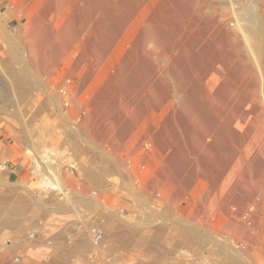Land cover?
<instances>
[{
	"label": "rangeland",
	"instance_id": "obj_1",
	"mask_svg": "<svg viewBox=\"0 0 264 264\" xmlns=\"http://www.w3.org/2000/svg\"><path fill=\"white\" fill-rule=\"evenodd\" d=\"M15 1H17L19 4L18 3L13 4V3H11L12 2L11 0H0V65H1L0 66V85H1L0 86V90H1L0 91V166L7 163L6 170L2 171V173L4 176H6L8 178V180H6V181H3L0 179V259L2 260V262L0 261V263L1 264H15V263H11V262H12V260H14L13 258L16 257L17 255H20V256L26 258L24 251H26V248H27L26 237L28 236V232L31 234V233L36 232V231L50 229L51 226L54 227V226L61 225V223H60L61 222L60 221L61 212H65L69 209L70 212H73L74 215H76V216H74V224H77L78 216H80L82 213H80L78 211L75 212L76 210H72L75 208L72 207V205L67 204V202H66L71 197L72 190H70V191L65 190V192H66L65 193V192H62V190L60 188L55 191V189H52L51 186L54 184L53 182L55 181V182L59 183V185H61L62 187L66 188L68 186V184L66 182L73 180V179H75V177H78L80 175L78 173L77 169H85V167H91V166L101 168L103 166L107 169H116L117 174H118V172L121 174H124L128 178V186L131 188L130 193L133 195V197L135 196L134 198L137 200V202L140 205H142L141 206L142 212L140 214L134 216V217L137 216L139 221H136L135 218H134L135 221L132 220V223H134L135 226L139 225V228L135 229L134 231L132 229H129L131 234L134 233L133 235H137L139 233L141 234V233H146V232L151 234L153 232L154 233L157 232L158 230L155 231L153 224L149 222V219L152 218L153 219L152 221L156 222V224H154L156 226H160V224L165 226L164 225L165 220L167 219L166 215H168L169 217L168 216L167 217L169 220V222H168L169 224H167L162 231V235H165L164 236L165 241L163 242V244L165 245L164 247L168 246L169 249H172V250L176 249L175 251L178 254H181V252H184L183 251L184 244H182L181 240L179 238H177L178 236H177L176 231L178 230V228H177L178 225H179L178 227H181V228L184 227L182 229H185V227L187 225V227L188 226H191L192 228L194 227V229H196V231L200 235L205 236L208 239L207 243H206L207 246H205L203 248L201 255L208 257L209 260L211 257V253H208L206 251H208V248L210 247V249H213V250L219 249L218 253L220 254V257H219V254H217L218 257L217 256L212 257V258L217 259V260L219 258L220 259V260H218L219 264H220V262L222 264L224 263V261L227 262L228 259H230V260L232 259L235 261L237 259L238 262H236V264L237 263L238 264H241V263H248V264L251 263L252 264V261H253V264H264V255L260 259L258 257L256 258V257H253V255H251L254 252L256 253L255 250H258V248H260L261 250L264 249V178H262V176H260L261 174L259 173L258 170H256L257 168H253L254 167L253 166V167H250L249 169H233L234 163L232 162L231 165H229V168L232 167V169H222V170H224V172L220 177V181H218V179H217V182H216V179L214 180V178L212 179V177H213V171H214L213 170V168H214L213 163L215 162V161L213 162V158L215 157L216 153H218L217 150L213 151V153H214L213 158H211V159L208 158L211 162V163L210 162H208V163H210L212 165L207 164L205 162L209 161L208 159L206 161V159H201V158L199 159L197 156L194 155L193 151L190 149V144L189 143L187 144L188 141H186V140H188V139H186V137H185V140L183 142L182 149H181V150H183L184 153L186 152L185 153L186 155L182 152L183 155L186 156V158L185 157L179 158V160H178L181 165L179 164V162L176 163L177 161L174 162V161L169 160V158H167L168 155H171V154H169L171 149H170V147H168V142H167L169 140L168 138L170 135L168 136V134L170 133V131H169V133H167L168 131L164 130L165 131L164 132L165 134H164L162 132V130L166 127L165 125L167 124L166 122H165L166 123L165 124L164 121H167V119L170 117V115L169 114L167 115L166 112L167 113L169 112V111H167L168 110L167 107H168V104L171 103V99H170L169 94L165 91V88L160 87L159 82L161 83V86H162L163 85L162 80H164V79L161 80V78L166 77L167 74L171 73V69L168 67L169 63H170V61L168 59L175 58V57L179 56L178 53L181 52V51L179 52V50L184 48V44L186 45L185 40L187 39V36L185 33H187L186 31H188V29H189L188 26L191 27V24H193L192 22H189L186 20V18L188 16H183V14L186 13L183 10L184 7L180 8L181 6H183L182 4H184L183 0H178L179 4L177 3L178 2L177 0H176V2H174L175 0H165L166 4L169 3L167 5L164 3V0H142V1L141 0H129V3L131 2L130 7H129V5L128 6H126L125 4H123V5L125 7H129L128 9L130 12H132L133 16L129 12H128V14L126 13L128 15L127 19L130 18V21L128 20L127 22H122V23H124V25L120 22L122 24V25H120V27H118L119 23L117 24L118 18L116 19L113 16H112L113 18L110 16H107L108 17L107 18V24L109 25L111 22V24H110L111 26L110 25L108 26L107 32L109 35L107 37H103V36H105L103 34L104 32L98 33L94 29V28L99 29L98 23H97L98 21L96 19L98 16L97 14L94 17L92 16V19H90L87 27H85V28L83 27V29H84L83 32L82 31L80 32V30H82V29H80L81 26H80L79 22L77 21L75 26L73 25V27H74L73 29L75 31L72 30V28H71V32L74 31L78 35L77 38L79 40L77 39V40H75V42L73 44H70V49H68V51L63 54L64 57L61 56L60 60H57V62L55 61L56 64L54 63V66L52 67V69L55 67L54 68L55 70L51 69V71L48 70V72L47 71H41L43 69L39 70L38 64H37V69H36V65H35L36 63H34V62L32 63L30 60L31 57L29 56L30 54H28L30 44H29V46H27L29 42H28V40H26V38H27L26 35L31 30V26L29 27L28 26L29 24L27 25V23H25V21L28 22V20H27L28 17L31 18L30 20H32V18H33V20H35V19L37 20V18L39 17L38 20L39 19L43 20V21H45V23L42 21L44 24H46V22H47V24L49 25V26L43 25V23H42L41 24L42 29H40V30H42V31L46 30L47 34L51 33V36H55L56 32L58 30L62 29L60 27L64 26L63 24H61V26L59 27L60 29H57L58 27L55 26V24H56L55 22L58 21L57 19L59 18V15H58L59 13L57 11H55L56 9L51 10L52 13H51V11L46 12L45 0H31V1L26 0L27 4H25V2H24L25 0H20V2L23 1L21 3L18 0H15ZM15 1H13V2H15ZM34 1L40 2V4H38V6H37L36 5L37 2L34 3ZM104 1L102 2V0H101L102 4H100V8H101V5L103 6ZM180 1H182V2H180ZM194 1L198 7L197 8L198 9L197 12H199L198 15L199 14L200 15L203 14V15L202 16L199 15L200 19H198V18L196 19L195 18L196 14H193V13L191 14V13L187 12L186 15H190L189 18H187V19L190 20L191 17L192 18L190 21H192L193 18L196 19L195 20L196 23H194L195 25L193 24L194 26H192L193 28H195L196 25H198L199 23H200L199 24L200 26H205V25H201V24H203V23H201V21L203 20V22H204L206 20V22H207V19H208V20H210L207 22L208 24H206L205 22L204 23L209 26L208 30H211V31H209L210 34L214 33L213 36L215 38L218 36L219 32L226 29L232 34V38L235 41H241V45H244L241 47L242 51L245 52L248 50V48H246V46L244 44V40L242 39V35H240V31L237 32L238 29L236 28V25H235L236 22H234V20L236 19L235 16H236L237 12H242L245 7L251 6L250 3H252V4L256 3L255 6H253L254 4L252 5L253 8L257 6L254 9H256L258 13L260 11L261 15H264V0H261V1L245 0L246 2L244 0H233L234 5L236 4L235 6H237V8L235 7L236 9L232 8L233 12L230 10V8L226 7V6H228L227 4H229V2L223 3V2H221V0H194ZM33 3L36 5V7L32 6ZM161 3L163 4V6L165 4L167 9L169 8V12L167 11V9H165V7L162 6ZM17 4H18V6H17ZM22 4L26 5L27 7L24 6V8H23ZM41 5L43 6L44 9L43 8L42 9L44 11L40 10ZM168 5L170 7H168ZM16 6H17V8H16ZM80 6H82V4ZM177 6L179 7L180 10L178 9ZM30 7L34 8L33 11H35V9L38 11L40 10L39 12L36 11V13H39L40 15L33 12L32 8L30 9ZM37 7H39V9ZM162 7H163V9H165V11H167V12L164 11V13H167V15H165L166 19H167L166 21L165 20L162 21V18L160 16H158L159 15V9H161ZM228 7H230V4ZM21 8H23V9H21ZM30 10L33 13L32 16H34V13H35V15H36L35 19H34V17L30 16L31 15ZM172 10H174V11H172ZM235 10H237V11L235 12ZM175 11H176V13H175ZM70 12H72V11H70ZM231 12H232V14H230ZM77 13H79V12L76 11L74 14H77ZM98 13L100 14V16L104 15L103 18H105V16H106L105 9L104 10L101 9L100 12H98ZM175 14H176V16H175ZM218 14H219V16H218ZM27 15H28V17H26V19H25V16H27ZM193 15H194V17H193ZM213 15H214V17H213ZM232 15H234V17ZM172 17L173 18L175 17L176 21H178L179 23H175L176 21ZM176 17H178V18H176ZM196 17H198V16L196 15ZM211 17L213 18V20ZM261 17L264 18V16H261ZM19 19H21V21H22L21 23H23V22L25 23L23 27H22V24L20 23ZM127 19H125L124 21H126ZM177 19H179V20H177ZM181 19H182V21H180ZM232 19H233V22H232ZM197 21H198V23H197ZM193 22H194V20H193ZM184 24H185L184 27L181 26ZM212 24L214 26L211 28L210 26ZM232 24H234L235 26ZM31 25H32V23H31ZM25 26L28 29H26ZM54 26H55V28H54ZM94 26H96V27H94ZM148 27L153 28V29H159V31L162 34L161 42H163V45L161 43V46L163 48L160 47V44L158 45V47H160L159 49L156 47L155 48L152 47V43L154 42V40H152V42H150L147 39H145L147 41H145L144 39L142 40L143 37H140L142 35L141 29L144 30L145 28H148ZM87 29H88V31L90 30V33L91 32L92 33L90 34L88 32V34H87L88 37H87V35L85 37H83L85 35V33L87 32ZM124 29H126V30H124ZM160 29H162V30H160ZM26 30H28V31H26ZM206 30H207V28H206ZM232 30H234V31H232ZM44 31H43V33H44ZM93 32H95V33H93ZM138 32H140L139 35H138ZM113 33H115V34L113 35ZM94 34L98 36L99 40L96 38V36ZM25 36H26V38H25ZM72 36H73V34H72ZM84 38H85V40H84ZM94 38L96 39V41L98 40L97 43H95L96 41ZM102 38H103V40H102ZM201 38H202V40H201ZM201 38L200 37H198V38L194 37V41H196L195 42L196 45L194 46L195 48H192V49L190 48L192 51L189 50L185 56L186 59H184L190 63V64L186 63V61H185L184 63L186 66L184 65L185 66L184 68H187L186 72L188 74L190 73L189 74L190 77L192 75L193 78L191 77L192 78L191 80H193V81L190 80L191 81L190 83H192L191 86L193 88L195 87L194 89H191L192 87H190L191 90L188 88L190 90V92H192V93H189V91H188L190 97L193 95V97L190 99V101L192 100L191 106H192V108L194 106V108H193L194 111H197V113L200 112L199 113L200 117L203 116L206 118V119L205 118L204 119L207 120L206 122L208 124H209V122H211L215 125V121H216L215 119L218 118L224 124L227 125V130L225 132L224 138H222V139H223V141L226 140L225 143L228 144L229 147H231L230 148L231 150L232 149H235V150L231 151L229 148L227 149V146H228L227 145L226 148H224V152L222 151L223 154H226L225 155L226 157H227V153L229 154V152H233L232 155H231V153L229 154L230 157H232L234 155V152H236L238 154L237 155L238 157L244 156L245 155V150H244L245 148L244 147H245L246 143H244L242 146H239L238 144H236L237 142L234 139V136H232L234 132L236 133V127L233 124V122L228 120V118L225 117L226 115H223L222 112H220V113H222L221 115H220V113L216 112V114H217L216 117H215L214 111L211 112V114H210V112L207 113V111H209L208 110L209 105H207V103H208L207 99H206L207 96L205 97L206 93L203 91V88L201 89L202 84H201V81L199 79V70L200 69L198 66L201 64V62H203L202 58L206 57L207 52H208V55L211 54L212 52H214L215 55H216V53L213 49H210L209 47H207L209 44H207L208 41L206 40V38H204L202 36H201ZM86 39L88 41H86ZM91 39L92 40L94 39V41H92ZM23 40H26V41L24 42ZM104 40H105V45H104V47H105L104 51L105 52L104 53H106V54L103 57H99L101 59L99 60V62H97V60L99 58H95V55L93 56V54H91V52L93 51L92 42H93V44L95 43V45H98L99 43L104 42ZM197 41H198V43H197ZM87 42H88V44H87ZM52 43H54V42H52ZM170 43L172 44V48H173V45L176 43L174 45L173 50L170 47L171 46ZM177 43L182 46L181 47L179 45V48L181 47L180 49L177 48L178 47ZM50 45H48L46 48H44V50H46V49L48 50L50 48ZM145 45H148V46H145ZM153 46H154V44H153ZM53 47H54V45H53ZM140 47H143L144 49L140 48ZM175 47L177 48V50L175 49ZM200 47H202L203 49ZM91 49H92V51L90 52ZM153 49L155 50L154 54H152L153 53L152 51H154ZM199 50H201V51L203 50V54H201V51H199ZM147 51H149L148 52L149 54H145V53H147ZM164 51H165V53H164ZM196 51H198V52H196ZM77 52L78 53L80 52V53L78 54ZM150 52H152V53H150ZM158 52L159 53L162 52L163 54L162 55L160 54V56H159ZM194 52H196V53L194 54ZM247 52H245L246 55H248ZM75 53L78 54L79 57H77V55ZM197 53H199V54H197ZM258 53H259V55H261L260 57H258V59L260 58L259 64L261 66H263L264 65V63H263L264 62V50L262 52L259 51ZM258 53H257V55H258ZM42 54H41V56H46V57L49 56V53L44 52V54L43 55ZM66 54H67V56H66L67 58L65 57ZM80 54H82L81 57H80ZM156 55H157V57H156ZM168 55H170V56L172 55V56L169 57ZM163 57H164V59H163ZM65 58H66V62L68 64H66ZM247 58H248V56H247ZM249 58H251V57H249ZM249 58H248V60H251L254 63V59H252V58L249 59ZM93 60H95V61H93ZM200 60H201V62H200ZM191 61H193L192 64H191ZM120 62H122V63H120ZM262 63H263V65H262ZM123 64H125L124 68L126 67L125 68L126 70L125 69L123 70V72H125V73H123L122 76L124 75V77H125V76L129 75V77H127L129 79L124 78V77H122V79H126V80H124V82L127 81V83L128 82L130 83V81H132L130 83V84H132L131 86L128 83L129 85H128V88H126L127 90H122V87H119V86H121L122 82H120V78L118 76V74H119L118 71H120L119 66L123 67L122 66ZM187 65H189V66H187ZM94 66H96V67H94ZM151 66L153 67V69ZM196 67H198V68L195 69ZM142 68H143V70H142ZM166 69H167V71H166ZM263 69H264V66H263ZM37 70H39V71H37ZM168 71L170 73H168ZM39 72H41V73H39ZM158 76H160V78H158ZM168 77H170V75H168ZM157 79H159L161 81L158 82ZM171 79H172V76H171ZM128 80H130V81H128ZM58 81H61V82L58 83ZM109 81H111L112 84L109 83ZM117 81H119L120 83H118ZM103 82L106 84H104ZM156 82H158V83H156ZM193 82L195 85H197V88H199L198 92H196L197 88H196V86H194ZM195 82H197V84ZM107 85H109V87ZM198 85H200V86H198ZM135 87H136V89H135ZM61 89H64L65 92L69 94V95L67 94L68 96L66 97V99H63L62 96L58 94V92ZM142 89H143V91H142ZM162 89H164V90L162 91ZM102 90H103V92H102ZM150 91H151V93H150ZM160 91H161V93H160ZM157 92H159V93L157 94ZM163 92H165V93L163 94ZM199 93H200V95H199ZM120 94H121V97H120ZM160 96H161V98H160ZM163 96H165L166 98ZM203 96L205 97L204 101H202V99L204 98ZM104 97H106V98L103 100ZM101 98H102V101H101ZM155 98H157V100ZM159 98H160V100H159ZM169 99H170V101H168ZM178 99H177V96L173 97V100L179 101ZM66 100L68 101L69 104L64 105V101H66ZM90 100H91V102H90ZM70 101H72V102H70ZM9 102H10V104H9ZM193 102H195V103H193ZM200 103H202V104H200ZM13 104H15V105H13ZM100 105H101V107H100ZM252 105H253L252 107H250V106L248 107L245 105L246 107L239 108V111H238V109H236L235 114L237 115V117L239 119V118H241V116H243L244 114H246L248 112L249 116L247 115L248 116L247 120L250 121L249 123L253 124L254 127H259V126L261 127L262 124H259V123L264 124V115H262V117H261L262 112H260L261 110L259 109L257 104H252ZM159 106H160V108H159ZM164 106H167V107L164 108ZM99 107L101 108V110ZM102 107H103V109H102ZM124 107H125V110H124ZM241 109H242V111H240ZM243 109H244V111H243ZM82 111H84V113H82ZM95 111H98V112H95ZM94 112H95V114H94ZM243 112H244V114H243ZM115 113H117V114H115ZM169 113H171V112H169ZM212 113L214 115H212ZM75 114H76V116H75ZM114 114H115V116H114ZM228 114H230V112H228ZM222 115L224 116V119L226 118V120H224L222 118ZM253 115H255V117H257V118L259 117L260 119L259 118L255 119V117ZM258 115H260V116H258ZM101 116H103V117H101ZM166 116H167V118H166ZM160 117H161V119H160ZM156 118H159L160 120L159 119L157 120ZM213 118H215V119H213ZM249 118H250V120H249ZM218 119H217V121H219ZM242 119H243V117H242ZM262 119H263V121H262ZM178 120H179V118L177 117L176 121H177L178 127L182 130V128H181L182 126L179 124L180 120L179 121ZM208 120H210V121H208ZM239 120H241V119H239ZM93 121H95V123ZM157 121H158V123H157ZM226 121H230V122H228V124H227ZM56 122L60 124V126L63 130L62 133H60L61 132L60 130L54 129V125H56ZM228 125H232V126H228ZM127 126H129V127H127ZM141 126H142V129L140 128ZM243 126H244V124H243ZM96 128H97L98 132H97ZM261 128H263V126ZM101 129H102V131H101ZM99 130L102 132V134ZM109 131L112 133L110 134ZM155 132L156 133L162 132V134H164L165 136L161 134L162 136L160 139V137L158 138V136H155L156 135ZM109 135H111V137ZM148 136L151 139H149ZM207 139L211 140L212 138L207 137L206 140ZM108 140H109V142H108ZM140 140H141V142H140ZM263 140H264V138H263ZM110 141H111V143H110ZM160 141L162 143H164L165 146ZM31 142H34L36 148H39V149L42 148V154L46 153L50 156L51 159L53 158L52 159L53 161L50 160V162H47V161L44 162L43 159H41L43 162L44 169H48L49 177L46 178L45 180L40 179V177H38V178L36 177L37 175H46V173H43V172L41 173V171H40V169H42L41 165L38 166V170L36 172H34V173L32 172L34 165L38 163V159L32 155L30 149L28 148V146L30 145ZM138 143H139V145H138ZM159 144H160V146H159ZM160 148H162V149H160ZM225 149L229 150V151L227 152ZM133 150H135V151H133ZM225 151H226V153H225ZM160 153L162 154L161 156H160ZM253 154H256V153L252 152L251 155H253ZM128 155H129V157H127ZM180 155H181V152H180ZM230 157L228 156L229 159H230ZM197 158L199 161L197 160ZM183 159L186 160L187 162L184 161ZM143 160H144V163H143ZM192 160H193V162H192ZM195 160L197 161V164L194 163ZM202 160L203 161L205 160V161L201 162ZM233 161L235 162V160H233ZM198 162H200V164ZM203 163H204V165H207L206 167L208 169L205 168L206 170H204L205 166H203V165H202L203 169L202 170L200 169V166ZM176 164L181 168L180 170L183 173L181 171L179 172V170L176 171L177 169H179V167ZM16 165L18 166L17 171L14 170ZM187 165H189V166H187ZM197 165H198V168H197ZM181 166H184V169ZM138 167H140V168H138ZM163 167H165L166 172H168V169H169V172H173L171 174L168 172L170 174L169 175L170 177L169 176H167L168 178L165 177L167 175V173L163 170L164 169ZM158 168L159 169L161 168V169L159 170ZM251 168H253L254 171ZM66 169H67V171H66ZM72 169H75L74 170L75 171L74 172L75 177L71 173ZM173 169L175 170L176 174L174 173ZM191 169H193V170L191 171ZM161 170H163V171H161ZM209 170H212V172L210 171L212 173V177L210 176L211 173L208 172ZM217 170L215 169V171H217ZM219 170H220V172H222L221 169H219ZM159 171H161L163 174ZM237 171H238V173H236ZM157 172H158V175H157ZM164 172L166 174H164ZM185 172H187V173H185ZM206 172H208V174ZM234 172L236 173L235 175H234ZM116 173L112 172L110 175H106L107 176L106 178H108L110 181H113L114 179L117 180V177L115 175ZM52 174L55 177L51 179ZM61 175L65 176L64 179L61 178ZM179 175L181 176L180 178H179ZM232 175H234V176H232ZM155 176H156V178H155ZM171 176H172V178H174V180L175 179L176 180L174 181L171 178ZM185 176H186V179L184 178ZM189 176H190V178H189ZM202 176H204V177H202ZM230 176H231V178H230ZM236 176H237V178H236ZM32 177L33 178L36 177V179H35V182L31 183L30 181H31ZM255 177H257V178H255ZM56 178L58 179L57 181H56ZM228 178H230V180H232L231 182L229 181L230 183L228 185L231 186V188L235 187V189H233V190L238 191V189H239L245 193V196L248 195L249 197L248 196L244 197V199H243V201L245 202L244 204L241 201H239V200H241L240 197L234 201L231 200L232 202H230V205H227V209H228V212H227V210L223 209L224 204L219 203L218 197L220 196V193H222L221 191H222V188L224 186L223 184H225V182H227L225 179L228 180ZM180 179H182V180H180ZM156 180L159 183H161L160 186L158 183H156ZM161 180L164 182H162ZM261 180H262V182H261ZM25 181L29 182L31 184H26ZM165 181L167 183H170L169 186L167 185V183ZM168 181H170V182H168ZM182 181H183V183H181ZM163 184L164 185L166 184L167 186L166 185L163 186ZM162 186L165 188H162ZM231 188H230V190H231ZM254 189L256 190V192H254L255 191ZM51 190H53V191L51 192ZM176 190L177 191L179 190V191L177 192ZM227 191L224 192L225 196L228 194ZM91 192H92V194H94L93 192H96V191L91 190V191H89V194H91ZM167 193H170V196ZM174 195L176 198L174 197ZM21 198H22V200H21ZM213 198H215V199H213ZM216 198H217V200H216ZM249 198H252V199H249ZM36 200H37V202H35ZM96 200L98 201V203L102 202L100 200L99 196H96ZM29 202H31V203H29ZM222 202H223V200H222ZM21 203L24 204V206H26V207H24V206L21 207V205H22ZM246 203H248V204H246ZM5 204H7V205H5ZM16 204H18L19 208L17 207ZM241 205H243V206H241ZM196 207H198V208H196ZM242 207H243V209L245 208L244 210L246 212H248L247 209H249L251 207L254 209L253 216H252V213H250L251 215H249V217L251 219L248 216H245V214H247V213L244 212ZM23 208H24V210H23ZM239 211H240V213H239ZM237 213H239V214H237ZM145 215H147V216H145ZM148 215H150V217ZM44 217H46V218H44ZM186 217H188V219ZM189 217H191V218H189ZM246 218H247V220H246ZM248 218H249V220H248ZM254 218H255V220H254ZM129 222H131V220H129L127 223L129 226H131V224H129ZM147 224H149V227L144 228L145 226H148ZM225 224L227 225L226 227H225ZM173 226H175V227H173ZM218 227H220V229ZM227 227H229L228 228L229 231H227ZM222 228H224V229H222ZM236 228H237V230H236ZM238 228H240V230ZM54 230H50L51 232L47 231L46 234L51 235ZM165 230H166V232H165ZM170 230H171V232H169ZM233 230H234V232L232 233L231 231H233ZM236 231L239 232V234H237ZM178 232H179V230H178ZM224 232H227V233H224ZM7 234L10 235V236H8L10 238H7V236H6ZM233 234H235V235H233ZM39 235L40 234H38L37 237H39ZM217 235H218V237H221L226 244H224L222 241L219 240L218 245L213 246V242H211L210 239L212 237H214L217 241V238H216ZM245 235H246V237H245ZM43 236H44V234H43ZM248 236L250 238H248ZM57 238L58 239L55 241V243L60 242V244H63V247H62L63 258L68 263V261H67V253H68L67 247H69V246H67V244H68V241L70 240V238H67L66 234H64L62 236L59 235V236H57ZM168 239L169 240L171 239V240L169 241ZM7 240H11V242L13 244L7 243ZM175 240L179 241V242L176 243ZM211 240H213V238ZM234 240H238V242L240 243L238 245V247L236 248V250L238 252L236 250H232L229 247L230 245H232V241H234ZM253 243H254V245H253ZM181 245H182V247H181ZM129 246L130 245H128V247ZM240 246H241V248L243 247V249H241ZM252 246H253V249H255L253 251H252ZM255 247H257V249ZM130 248L131 249H129V250L131 251L133 248L132 247H130ZM244 248H246V251ZM28 250L30 252H33V251H36V248L34 250L30 245H28ZM45 250L49 252L51 250V248H46ZM227 250H228V253H227ZM241 250H243V251H241ZM21 251H23V253ZM46 251H44V252L46 253ZM234 252L235 253L237 252V253L235 254ZM231 253H233L234 255H232ZM136 254L137 253H135V255ZM54 255L55 254L50 253L46 256L41 257V260L45 264H55L53 262ZM230 255H232L231 258L229 257ZM249 255H250V258H249ZM221 256H222V258H221ZM251 256H252V258H251ZM243 257H245V258H243ZM141 258L144 259V255H142ZM254 258H255V260H254ZM203 259H205V258L203 257L202 260ZM223 259H224V261H223ZM249 259L250 260L252 259V261H250ZM9 260H11V262ZM56 261H58L57 258H56ZM239 262H241V263H239ZM18 264H22V263H18ZM33 264H35V263H33ZM64 264H66L65 261H64ZM73 264H84V263H82V260H81V262L78 261V263H73ZM131 264H133V263H131Z\"/></svg>",
	"mask_w": 264,
	"mask_h": 264
},
{
	"label": "bare ground",
	"instance_id": "obj_2",
	"mask_svg": "<svg viewBox=\"0 0 264 264\" xmlns=\"http://www.w3.org/2000/svg\"><path fill=\"white\" fill-rule=\"evenodd\" d=\"M12 2L11 3H18L17 1H15V0H11ZM13 1H15V2H13ZM19 2H20V0H18ZM31 1V0H30ZM104 0H102V2H103ZM142 1V0H141ZM178 1V0H177ZM245 1V0H244ZM258 1H261V0H258ZM21 2H23V1H21ZM20 2V3H21ZM25 2V4H27L26 3V0L24 1ZM35 2H37V1H34V3ZM168 2V1H167ZM174 2H176V0L174 1ZM180 2H182V1H180ZM201 2V1H200ZM221 2H229V4H230V7H228L229 6V4H227L228 6H226L225 4V6L227 7V8H230V10L232 11V8H237V6H235L234 5V2H233V0H221ZM246 2V1H245ZM32 4V6L33 7H36V5L38 6V4H40V2H37V4L35 5V4ZM82 4V6H80L81 4ZM131 3V2H130ZM129 3V0L127 1V0H105L104 1V4H103V6L101 5V8H100V4H102L101 3V0H45V10H46V12H50L51 10H55V11H57L59 14V18L57 19L58 21H56L55 23V26L56 27H58L57 29H60V28H62V29H60V30H58L57 32H56V35L55 36H51V33L50 34H47V31L45 32L44 30V33H43V31L42 30H40V29H42L41 28V24L44 22L45 23V21H43V20H38V18H37V20L35 19V13H36V11L37 12H39L40 10H43L44 8H43V6L41 5L40 7V10L38 11V10H36L35 9V11H33V7H30V9L32 8V11L33 12H35L34 13V16H32V11H31V15L30 16H32V17H34V19L36 20H33V18H32V20H30L31 18H29L28 17V15L27 16H25V19H26V17H28V22H26L25 21V23H27V25L30 27L31 26V30L27 33V38H26V36H25V38H26V40H28V45L27 46H29V44H30V46H29V53L28 54H30L29 56L31 57V62L33 63H36L35 65H36V69H37V64H38V69L39 70H41V69H43V70H41V71H47L48 72V70H50L51 71V69H52V67L54 66V63H55V61L57 62V60H60V58H61V56H63L64 57V53H66L67 51H68V49H70V44H73L74 42H75V40H77L78 38H77V34L74 32L75 30L73 29L74 27H73V25L75 26V24H76V22L78 21L79 22V24H80V26H81V28L80 29H82V30H80V32L82 31L83 32V27L85 28V27H87L88 26V24H89V21H90V19H92V16L94 17L96 14L98 15L97 16V23H98V28L99 29H96V28H94L98 33L99 32H104L103 34L105 35V36H103V37H107L109 34H108V26L111 24V22H110V24L108 25L107 24V16H110V17H115L116 19L118 18V20H117V24L119 23V26L118 27H120V25H124V23H122V22H127L128 20L130 21V18H128L127 19V17H128V12L129 13H131V15H132V12H130L129 11V7H130V4ZM145 3V2H144ZM143 3V4H144ZM164 3H165V0H164ZM178 4H179V1L177 2ZM183 3L185 4H182L183 6H181L180 8H182V7H184L183 8V10H184V12H186V13H184L183 14V16H188L187 18H189V16L190 15H186L187 14V12H189V13H193V14H196L198 17H196V15H195V18L197 19H200V17H199V15H198V13L199 12H197L198 11V7H197V5H196V3H195V1L194 0H183ZM215 3V2H214ZM19 4V3H18ZM18 4H17V6H18ZM123 4H125L126 6H128L129 5V7H125ZM162 4V3H161ZM166 4V3H165ZM164 4V6H163V4H162V6L163 7H165V9H167V7H166V5L167 4H169V3H167L166 5ZM180 4V5H181ZM203 4V3H202ZM206 4V3H205ZM218 4V3H217ZM251 4V6H248V7H245L244 9H243V11L242 12H237L236 13V16H235V20H234V22H236V28L238 29V31L237 32H239L240 31V35H242V39L244 40V44H245V46H246V48H248V52L247 51H245V52H247V54L248 55H246L245 54V52L244 51H242V46H244V45H241V41H235L233 38H232V34L228 31V30H226V29H224V30H222L221 32H219L218 33V36L215 38L214 36H213V34H210V32L209 31H211V30H208V25H206V24H208L207 22L208 21H210V20H208L207 18V22H206V20L203 22V20L201 21V23H203V24H201V25H205V26H200L199 24L198 25H196V27L195 28H193L192 26H194L195 24L194 23H196V19H192V21H190L191 20V18H190V20L189 19H187L186 18V20L187 21H189V22H192L193 24H191V27L190 26H188L189 27V29H188V31H186L187 33H185L186 34V36H187V41L185 40V42H186V45L184 44V48H182V49H180L182 46L180 45V44H178L176 47L177 48H179V45L181 46L179 49V52L180 53H178L179 54V56L178 57H175V58H170V59H168L169 61H170V63H169V68L171 69V73L168 71V73H170V74H165L166 75V77H163V78H161V80L162 79H164V80H162L163 81V85L161 86V83L159 82V81H161V80H159V79H157L158 80V82H159V85H160V87L161 88H165V91L169 94V96H170V99H171V103H169L168 104V107L167 106H164V108L165 107H167V111H169V112H171V113H167L166 112V114L168 115H170V117L167 119V121H164V123L166 124L165 126L168 128H166L165 126V128L162 130V132L164 133L165 131L164 130H167L168 132L167 133H169V131H170V133L168 134V136H169V140L167 141L168 142V147H170V149H171V153L169 152V154H171V155H168V157L167 158H169V160H171V161H174V162H176V163H178L179 161V158H186V156H184L183 155V150H181L182 149V146H183V142H184V140H185V137H186V139H188V140H186V141H188L187 142V144L189 143L190 144V149L193 151V153H194V155L195 156H197L199 159L201 158V159H206V161H207V159L208 158H213V155H214V153H213V151H215V150H217V152L218 153H216V155H215V157L213 158V166H214V168H213V177H212V170H209L208 172H210L211 173V177H212V179L214 178V180L216 179V182H217V179H218V181H220V177H221V175L223 174V172H224V170H222V169H232V167L231 168H229V165H231V163L233 162L234 164H233V169H249L250 167H253V168H257L256 170H258L259 171V173L261 174L260 176H262V178H264L263 176H264V140H263V138H264V124L263 123H259V124H262L261 125V127L263 126V128H261L260 126L259 127H254V125L253 124H251V123H249L250 121H248L247 120V117L249 116L248 115V112L246 113V114H244V112H243V116H241V118H239V119H241V120H239L238 119V117H237V115L235 114V110L236 109H238V111H239V108H243V107H246V106H250V107H252L253 105L252 104H257L258 105V107H259V109L261 110L260 112H262L261 113V117H262V115H264V69H263V63H262V65L263 66H261L259 63H260V58L258 59V57H260L261 55H259V51H263L264 50V18L263 17H261V16H264V15H261V13H260V11H259V13L257 12V10L256 9H254V8H256V7H254L253 8V6H255V4L253 5L252 3H250ZM23 5V8H24V6H26V5H24V4H22ZM175 5V4H174ZM177 5V4H176ZM247 5V4H246ZM253 5V6H252ZM263 5V4H262ZM17 6H16V8H17ZM139 6V5H138ZM27 7V6H26ZM25 7V8H26ZM125 7V8H124ZM140 7V6H139ZM163 7L161 8V9H159V15L158 16H160L161 18H162V21L163 20H167L166 19V16L165 15H167V13H164V11H165V9H163ZM168 7H170L169 5H168ZM178 7V6H177ZM225 7V8H226ZM262 7V6H261ZM23 8H21V9H23ZM38 9H39V7H37ZM43 8V9H42ZM186 8V9H185ZM205 8V7H204ZM235 8V9H236ZM101 9H105V14H106V16H105V18H103V16L104 15H102V16H100V14L98 13V12H100V10ZM178 9H179V7H178ZM180 10V9H179ZM44 11V10H43ZM70 11H72V12H70ZM76 11H78L79 13H77V14H74ZM167 11L169 12V8L167 9ZM167 11H165V12H167ZM172 11H174V10H172ZM237 10H235V12H236ZM42 12V11H41ZM40 12V13H41ZM74 12V13H73ZM182 12V11H181ZM233 12V11H232ZM232 12L230 13V14H232ZM51 13H52V11H51ZM50 13V14H51ZM127 13V14H126ZM173 13V12H172ZM175 13H176V11H175ZM228 13V12H227ZM36 14H38V15H40L39 13H36ZM134 14V13H133ZM158 14V13H157ZM171 14V13H170ZM225 14V13H224ZM229 14V13H228ZM127 15V16H126ZM130 15V16H131ZM172 15V14H171ZM203 15V14H202ZM202 15H200V16H202ZM261 15V16H260ZM133 16V15H132ZM157 16V17H158ZM175 16H176V14H175ZM218 16H219V14H218ZM233 17H234V15H232ZM112 17V18H113ZM170 17V16H169ZM193 17H194V15H193ZM204 17V16H203ZM213 17H214V15H213ZM216 17V16H215ZM160 18V19H161ZM168 18V17H167ZM173 18V17H172ZM176 18H178V17H176ZM212 18V17H211ZM232 18V17H231ZM24 19V20H25ZM125 19H127L126 21H124ZM132 19V18H131ZM175 21H176V19H175V17L173 18ZM172 19V20H173ZM20 20V23L22 22L21 21V19H19ZM23 20V21H24ZM30 20V21H29ZM45 20V19H44ZM153 20V19H152ZM170 20V19H169ZM173 20V21H174ZM177 20H179V19H177ZM193 20H194V22H193ZM212 20H213V18H212ZM231 20V19H230ZM43 21V22H42ZM96 21V20H95ZM111 21V20H110ZM119 21V22H118ZM180 21H182V19L180 20ZM199 21V20H198ZM198 21H197V23H198ZM216 21V20H215ZM219 21V20H218ZM122 24H121V23ZM232 22H233V19H232ZM24 22L23 23H21L22 24V27L24 26V24H25ZM31 23H32V25H31ZM43 23V25H48L47 24V22H46V24H44ZM92 23V22H91ZM109 23V22H108ZM129 23V22H128ZM174 23V22H173ZM175 23H179L178 21H176ZM212 23V22H211ZM230 23V22H229ZM61 24H63L62 26L63 27H60L61 26ZM168 24V23H167ZM186 24V23H185ZM185 24L184 25H181V26H185ZM234 24H232V25H234ZM92 25V24H91ZM90 25V26H91ZM187 25V24H186ZM210 25V24H209ZM220 25V24H219ZM231 25V24H230ZM234 25V26H235ZM27 26V27H28ZM49 26V25H48ZM55 26H54V28H55ZM97 26V25H96ZM96 26H94V27H96ZM111 26V25H110ZM136 26V25H135ZM150 26V25H149ZM180 26V27H181ZM214 25L212 24L210 27L212 28ZM44 27V26H43ZM60 27V28H59ZM219 27V26H218ZM221 27V26H220ZM25 28H26V26H25ZM46 28V27H45ZM71 28H72V30H74L73 32L75 33H73V32H71ZM90 28V27H89ZM88 28V29H89ZM138 28V27H137ZM156 28V27H155ZM158 28V27H157ZM182 28V27H181ZM206 28H207V30H206ZM225 28V27H224ZM235 28V29H236ZM26 29H28V28H26ZM48 29V28H47ZM56 29V30H57ZM88 29H87V32L85 33V35L83 36V37H85L87 34H88V32L90 33V30L88 31ZM91 29V28H90ZM183 29V28H182ZM94 30V31H95ZM124 30H126V29H124ZM142 30V35L140 36V37H143L142 38V40L144 39H147V40H149L150 42H152V40H154V42L152 43V47H156V48H160V47H162L161 46V43H162V45H163V42H161V38H162V34H161V32L159 31V29H153V28H150V27H148V28H145L144 30L143 29H141ZM160 30H162V29H160ZM180 30V29H179ZM26 31H28V30H26ZM25 31V32H26ZM95 31V32H96ZM217 31V30H216ZM232 31H234V30H232ZM24 32V33H25ZM50 32V31H49ZM48 32V33H49ZM95 32H93V33H95ZM96 32V33H97ZM111 32V31H110ZM124 32V31H123ZM92 33V32H91ZM90 33V34H91ZM97 33V34H98ZM139 33L140 32H138V35H139ZM165 33V32H164ZM183 33V32H182ZM72 34H73V36H72ZM107 34V35H106ZM115 33H113V35H114ZM24 35V34H23ZM95 35V34H94ZM99 35V34H98ZM236 35V34H235ZM238 35V34H237ZM96 36V38L98 39V36L97 35H95ZM184 36V35H183ZM201 36L202 37H204V38H206V40L208 41L207 42V44H209L207 47H209L210 49H213L214 51H215V53H216V55L214 54V52H212L211 54H209L208 55V52H207V54H206V57H204V58H202V61L203 62H201V60H200V62H201V64L198 66L199 67V79H200V81H201V84H202V87H201V89L203 88V91L206 93V95H205V97L207 96V105H209V111H207V113L208 112H210V114H211V112H215V117H216V112L217 113H220V112H222L223 113V115H226L225 117H227L228 118V120H230V121H232L233 122V124L235 125V127H236V133L234 134L233 132V135L232 136H234V139L236 140V144H238L239 146H242L244 143H246V145H245V155L244 156H237L238 154L236 153V152H234V155L232 156V157H230V153H231V155L233 154V152H229V154L227 153V157L225 156L226 154H223V152H224V148H226V146L228 145V144H226L225 143V141H223V139L222 138H224V135H225V132H226V130H227V125L226 124H224L220 119H218V118H213V119H215L216 121H215V125L213 124V123H211V122H209V124L206 122L207 120H205L206 118L205 117H203L202 115V117H200L199 116V113H197V111H194V106H193V108H192V104H191V101H190V99L193 97V95L190 97V95H189V93H192V92H190V90L191 89H194L192 86H191V84L192 83H190L191 81H193V80H191L193 77H192V75H191V77H190V73L188 74L187 72H186V69L187 68H184L186 65H185V61L186 60H184V59H186L185 58V56H186V54H187V52L189 51V50H191L192 48H195L194 46L196 45V41H194V37H200L201 38ZM234 36V35H233ZM87 37H88V35H87ZM86 37V38H87ZM93 37V36H92ZM115 37V36H114ZM139 37V38H140ZM185 37V36H184ZM56 38V39H55ZM100 38V37H99ZM137 38V37H136ZM95 39V38H94ZM94 39L92 40V41H94ZM105 39V38H104ZM113 39V38H112ZM111 39V40H112ZM26 40H23L24 42L26 41ZM79 40V39H78ZM84 40H85V38H84ZM99 40V39H98ZM97 40V41H98ZM102 40H103V38H102ZM106 40V39H105ZM105 40H104V42H101V43H99L98 45H95V43H97V41H96V39H95V43L93 44V42H92V45H93V51H92V49L90 50V52H91V54H93V56L95 55V58H99V57H103L106 53H104L105 51V47H104V45H105ZM147 40H145V41H147ZM198 40V39H197ZM201 40H202V38H201ZM86 41H88L87 39H86ZM113 41V40H112ZM117 41V40H116ZM167 41V40H166ZM23 42V43H24ZM52 42H54V43H52ZM72 42V43H71ZM77 42V41H76ZM52 43V44H51ZM142 43V42H141ZM197 43H198V41H197ZM27 44V43H26ZM51 44V45H50ZM87 44H88V42H87ZM146 44V43H145ZM153 44H154V46H153ZM160 44V47H158V45ZM171 44V43H170ZM176 44V43H175ZM174 44V45H175ZM48 45H50V48L47 50H44V48H46ZM53 45H54V47H53ZM109 45V44H108ZM115 45V44H114ZM144 45V44H143ZM149 45V44H148ZM148 45H145V46H148ZM169 45V44H168ZM174 45H173V48H174ZM52 46V47H51ZM73 46V45H72ZM107 46V45H106ZM136 46V45H135ZM69 47V48H68ZM108 47V46H107ZM171 48H172V44H171V46H170ZM175 47V49L177 50V48ZM197 47V46H196ZM140 48H143V47H140ZM146 48V47H145ZM163 48V47H162ZM170 48V49H171ZM173 48H172V50H173ZM191 48V49H190ZM200 48H202V47H200ZM72 49V48H71ZM130 49V48H129ZM144 49V48H143ZM142 49V50H143ZM203 49V48H202ZM209 49V50H210ZM79 50V49H78ZM112 50V49H111ZM148 50V49H147ZM154 50V49H153ZM196 50V49H195ZM194 50V51H195ZM157 51V50H156ZM163 51V50H162ZM192 51V50H191ZM190 51V52H191ZM199 51H201V50H199ZM44 52L45 53H49V56L48 57H46V56H41V54L43 53L44 54ZM149 51H147V53H145V54H149L148 53ZM153 52V53H152ZM152 52H150V53H152V54H154V52H155V50L154 51H152ZM196 52H198V51H196ZM196 52H194V54L196 53ZM78 53V52H77ZM80 53V52H79ZM78 53V54H79ZM131 53V52H130ZM136 53V52H135ZM159 53V52H158ZM157 53V54H158ZM164 53H165V51H164ZM193 53V52H192ZM257 53H258V55H257ZM42 54V55H43ZM76 54V53H75ZM78 54H76L77 55V57H79L78 56ZM134 54V53H133ZM160 54L162 55L163 53L161 52V53H159V56H160ZM197 54H199V53H197ZM201 54H203V50L201 51ZM200 54V55H201ZM132 55V54H131ZM190 55V54H189ZM67 56V54L65 55V57ZM82 56V54H80V57ZM169 57H171L170 55H168ZM204 56V55H203ZM202 56V57H203ZM211 56V57H210ZM222 56V57H221ZM247 56H248V58L249 57H251L252 59H254V63L251 61V60H248V58H247ZM74 57V56H73ZM133 57V56H132ZM131 57V58H132ZM156 57H157V55H156ZM162 57V56H161ZM200 57V56H199ZM67 58V57H66ZM66 58H65V62H66ZM92 58V57H91ZM190 58V57H189ZM251 58H249V59H251ZM262 58V57H261ZM25 59V58H24ZM74 59V58H73ZM80 59V58H79ZM101 58H99L98 60H97V62H99V60H100ZM149 59V58H148ZM163 59H164V57H163ZM204 59V60H203ZM28 60V59H27ZM63 60V59H62ZM61 60V61H62ZM125 60V59H124ZM147 60V59H146ZM192 60V59H191ZM93 61H95V60H93ZM126 61V60H125ZM24 62V61H23ZM83 62V61H82ZM192 62L193 61H191V64H192ZM59 63V62H58ZM120 63H122V62H120ZM154 63V62H153ZM186 63H189V62H187L186 61ZM196 63V62H195ZM56 64V63H55ZM66 64H68L67 62H66ZM98 64V63H97ZM118 64V63H117ZM190 64V63H189ZM58 65V64H57ZM94 65V64H93ZM92 65V66H93ZM120 65V64H119ZM124 65L125 64H123L122 66L123 67H121V66H119V70L120 71H118L119 72V74H118V76H119V78H120V82H122V84H121V86H119V87H122V90H127L126 88H128V85L132 82V81H130V80H128V81H130V83L128 84L127 83V81H125L124 82V80H126V79H122V77H124V75L122 76V74L123 73H125V72H123V70L126 68H124ZM150 65V64H149ZM154 65V64H153ZM185 65V66H184ZM1 66V65H0ZM98 66V65H97ZM100 66V65H99ZM157 66V65H156ZM165 66V65H164ZM187 66H189V65H187ZM197 66V65H196ZM35 67V66H34ZM86 67V66H85ZM84 67V68H85ZM94 67H96V66H94ZM152 67V66H151ZM150 67V68H151ZM195 67V66H194ZM198 67H196L195 69H197ZM55 68V67H54ZM52 69V70H55V69ZM144 68V67H143ZM143 68H142V70H143ZM157 68V67H156ZM166 68V67H165ZM57 69V68H56ZM91 69V68H90ZM152 69H153V67H152ZM155 69V68H154ZM39 70H37V71H39ZM60 70V69H59ZM126 70V69H125ZM128 70V69H127ZM148 70V69H147ZM146 70V71H147ZM95 71V70H94ZM152 71V70H151ZM166 71H167V69H166ZM54 72V71H53ZM97 72V71H96ZM39 73H41V72H39ZM7 74V73H6ZM45 74V73H44ZM131 74V73H130ZM90 75V74H89ZM168 75H170V77H168ZM147 76V75H146ZM171 76H172V79H171ZM49 77V76H48ZM127 77H129V75L128 76H125L124 78H127ZM11 78V77H10ZM87 78V77H86ZM150 78V77H149ZM152 78V77H151ZM158 78H160V76H158ZM65 79V78H64ZM127 79H129V78H127ZM198 79V80H199ZM9 80V79H8ZM152 80V79H151ZM191 80V81H190ZM4 81V80H3ZM145 81V80H144ZM156 81V80H155ZM61 81H58V83H60ZM118 83H120L119 81H117ZM136 82V81H135ZM158 82H156V83H158ZM17 83V82H16ZM87 83V82H86ZM104 83V82H103ZM109 83H111V81H109ZM155 83V82H154ZM196 84H197V82H195ZM85 84V83H84ZM104 84H106V83H104ZM112 84V83H111ZM138 84V83H137ZM193 84H194V82H193ZM132 84H130V86H131ZM155 85V84H154ZM153 85V86H154ZM158 85V84H157ZM190 85V86H189ZM1 86V85H0ZM14 86V85H13ZM84 86V85H83ZM101 86V85H100ZM108 87H109V85H107ZM111 86V85H110ZM194 86H196V88H197V85H195L194 84ZM198 86H200V85H198ZM3 87V86H2ZM116 87V86H115ZM159 87V88H160ZM190 87H192L191 89H190ZM57 88V87H56ZM103 88V87H102ZM124 88V89H123ZM131 88V87H130ZM134 88V87H133ZM157 88V87H156ZM190 90H189V89ZM2 89V88H1ZM39 89V88H38ZM135 89H136V87H135ZM139 89V88H138ZM154 89V88H153ZM198 89L199 88H197V90H196V92H198ZM104 90V89H103ZM103 90H102V92H103ZM130 90V89H129ZM128 90V91H129ZM156 90V89H155ZM161 90V89H160ZM164 89H162V91H163ZM1 91V90H0ZM76 91V90H75ZM105 91V90H104ZM107 91V90H106ZM142 91H143V89H142ZM158 91V90H157ZM188 91H189V93H188ZM194 91V90H193ZM126 92V91H125ZM153 92V91H152ZM200 92V91H199ZM101 93V92H100ZM124 93V92H123ZM131 93V92H130ZM150 93H151V91H150ZM159 92H157V94H158ZM160 93H161V91H160ZM165 92H163V94H164ZM166 93V94H167ZM58 94L59 95H61L62 96V98L63 99H66V97L69 95L68 93H66L65 92V90L64 89H61L59 92H58ZM68 94V95H67ZM99 94V93H98ZM156 94V93H155ZM154 94V95H155ZM188 94V95H187ZM196 94V93H195ZM202 94V93H201ZM16 95V94H15ZM104 95V94H103ZM110 95V94H109ZM160 95V94H159ZM197 95V94H196ZM199 95H200V93H199ZM204 95V94H203ZM5 96V95H4ZM100 96V95H99ZM131 96V95H130ZM146 96V95H145ZM144 96V97H145ZM175 96H177V99L179 100V101H176V100H173V97H175ZM120 97H121V94H120ZM156 97V96H155ZM163 97H165V96H163ZM196 97V96H195ZM200 97V96H199ZM202 97V96H201ZM204 97V96H203ZM205 97L202 99V101H204V99H205ZM94 98V97H93ZM97 98V97H96ZM106 97H104L103 98V100L105 99ZM123 98V97H122ZM128 98V97H127ZM132 98V97H131ZM151 98V97H150ZM153 98V97H152ZM160 98H161V96H160ZM160 98H159V100H160ZM166 98V97H165ZM169 98V97H168ZM167 98V99H168ZM198 98V97H197ZM9 99V98H8ZM13 99V98H12ZM100 99V98H99ZM136 99V98H135ZM143 99V98H142ZM154 99V98H153ZM152 99V100H153ZM156 100H157V98H155ZM170 99L168 100V101H170ZM27 100V99H26ZM40 100V99H39ZM113 100V99H112ZM141 100V99H140ZM155 100V101H156ZM163 100V99H162ZM161 100V101H162ZM165 100V99H164ZM22 101V100H21ZM41 101V100H40ZM101 101H102V98H101ZM110 101V100H109ZM137 101V100H136ZM135 101V102H136ZM166 101V100H165ZM194 101V100H193ZM70 102H72V101H70ZM90 102H91V100H90ZM124 102V101H123ZM45 103V102H44ZM83 103V102H82ZM111 103V102H110ZM109 103V104H110ZM127 103V102H126ZM158 103V102H157ZM166 103V102H165ZM193 103H195V102H193ZM199 103V102H198ZM4 104V103H3ZM9 104H10V102H9ZM46 104V103H45ZM67 104H69L68 103V101L66 100V101H64V105H67ZM71 104V103H70ZM121 104V103H120ZM128 104V103H127ZM136 104V103H135ZM156 104V103H155ZM163 104V103H162ZM200 104H202V103H200ZM199 104V105H200ZM13 105H15V104H13ZM92 105V104H91ZM90 105V106H91ZM96 105V104H95ZM105 105V104H104ZM108 105V104H107ZM116 105V104H115ZM122 105V104H121ZM143 105V104H142ZM194 105V104H193ZM246 105V106H245ZM18 106V105H17ZM85 106V105H84ZM99 106V105H98ZM97 106V107H98ZM103 106V105H102ZM110 106V105H109ZM127 106V105H126ZM162 106V105H161ZM170 106V107H169ZM10 107V106H9ZM100 107H101V105H100ZM99 107V108H100ZM114 107V106H113ZM142 107V106H141ZM65 108V107H64ZM110 108V107H109ZM108 108V109H109ZM121 108V107H120ZM138 108V107H137ZM159 108H160V106H159ZM206 108V107H205ZM95 109V108H94ZM102 109H103V107H102ZM112 109V108H111ZM131 109V108H130ZM155 109V108H154ZM197 109V108H196ZM195 109V110H196ZM249 109V108H248ZM252 109V108H251ZM250 109V110H251ZM100 110H101V108H100ZM99 110V111H100ZM113 110V109H112ZM124 110H125V107H124ZM166 110V109H165ZM207 110V109H206ZM231 110V111H230ZM115 111V110H114ZM173 111V112H172ZM240 111H242V109L240 110ZM243 111H244V109H243ZM247 111V110H246ZM245 111V112H246ZM253 111V110H252ZM77 112V111H76ZM95 112H98V111H95ZM95 112H94V114H95ZM104 112V111H103ZM123 112V111H122ZM121 112V113H122ZM228 112H230V114H228ZM82 113H84V111H82ZM105 113V112H104ZM112 113V112H111ZM165 113V112H164ZM206 113V112H205ZM222 113H220V115L222 114ZM253 113V112H252ZM115 114H117V113H115ZM115 114H114V116H115ZM260 114V113H259ZM110 115V114H109ZM128 115V114H127ZM212 115H214L213 113H212ZM222 115V118L224 119V116ZM248 115V116H247ZM251 115V114H250ZM75 116H76V114H75ZM91 116V115H90ZM93 116V115H92ZM100 116V115H99ZM129 116V115H128ZM131 116V115H130ZM164 116V115H163ZM254 117H255V115H253ZM258 116H260V115H258ZM101 117H103V116H101ZM100 117V118H101ZM111 117V116H110ZM138 117V116H137ZM179 118V120H180V122H179V124L182 126L181 128H182V130L178 127V124H177V121H176V118ZM242 117H243V119H242ZM253 117V118H254ZM123 118V117H122ZM126 118V117H125ZM141 118V117H140ZM153 118V117H152ZM166 118H167V116H166ZM205 120H203V119ZM257 117H255V119H256ZM259 118V117H258ZM257 118V119H258ZM157 120L159 119V118H156ZM160 119H161V117H160ZM159 119V120H160ZM217 119L219 120V121H217ZM260 119V118H259ZM92 120V119H91ZM96 120V119H95ZM104 120V119H103ZM137 120V119H136ZM139 120V119H138ZM166 120V119H165ZM178 120V121H179ZM224 120H226V118L224 119ZM243 120V121H242ZM249 120H250V118H249ZM105 121V120H104ZM123 121V120H122ZM128 121V120H127ZM208 121H210V120H208ZM230 121H226L227 122V124H228V122H230ZM258 121V120H257ZM262 121H263V119H262ZM94 123H95V121H93ZM98 123V122H97ZM109 123V122H108ZM134 123V122H133ZM157 123H158V121H157ZM106 124V123H105ZM111 124V123H110ZM128 124V123H127ZM135 124V123H134ZM231 124V123H230ZM243 124H244V126H243ZM88 125V124H87ZM124 125V124H123ZM126 125V124H125ZM137 126V125H136ZM135 126V127H136ZM228 126H232V125H228ZM127 127H129V126H127ZM131 127V126H130ZM146 127V126H145ZM151 127V126H150ZM155 127V126H154ZM88 128V127H87ZM141 129H142V126L140 127ZM231 128V127H230ZM100 129V128H99ZM105 129V128H104ZM114 129V128H113ZM152 129V128H151ZM180 129V130H179ZM83 130V129H82ZM96 130H97V128H96ZM124 130V129H123ZM100 131V130H99ZM101 131H102V129H101ZM100 131V132H101ZM113 131V130H112ZM131 131V130H130ZM160 131V130H159ZM158 131V132H159ZM232 131V130H231ZM234 131V130H233ZM97 132H98V130H97ZM110 132V131H109ZM162 132L161 133H156V135L155 136H158V138L160 137V139H161V136L162 135H164V134H162ZM112 132H110V134H111ZM179 133V134H178ZM231 133V134H232ZM101 134H102V132H101ZM123 134V133H122ZM128 134V133H127ZM162 134V135H161ZM110 137H111V135H109ZM165 136V135H164ZM107 137V136H106ZM105 137V138H106ZM149 137V136H148ZM207 137H211L212 139L210 140V139H207L206 140V138ZM95 138V137H94ZM108 138V137H107ZM121 138V137H120ZM157 138V137H156ZM157 138V139H158ZM149 139H151L150 137H149ZM156 139V140H157ZM166 139V138H165ZM143 140V139H142ZM159 140V139H158ZM209 140V141H208ZM145 141V140H144ZM108 142H109V140H108ZM116 142V141H115ZM114 142V143H115ZM140 142H141V140H140ZM139 142V143H140ZM150 142V141H149ZM161 142V141H160ZM110 143H111V141H110ZM113 143V142H112ZM139 143H138V145H139ZM162 143V142H161ZM164 146H165V144L164 143H162ZM130 145V144H129ZM34 146V145H33ZM115 146V145H114ZM137 146V145H136ZM159 146H160V144H159ZM109 147V146H108ZM112 147V146H111ZM117 147V146H116ZM163 147V146H162ZM167 147V146H166ZM184 148V147H183ZM230 149L231 147H229V145L227 146V149ZM115 149V148H114ZM136 149V148H135ZM160 149H162V148H160ZM165 150V149H164ZM185 150V149H184ZM226 150V149H225ZM231 150V149H230ZM233 151L235 150V149H232ZM231 150V151H232ZM133 151H135V150H133ZM223 151V152H222ZM227 152L229 151V150H226ZM226 151H225V153H226ZM159 152V151H158ZM161 152V151H160ZM180 152H181V155H180ZM183 152V153H182ZM222 152V153H221ZM238 152V151H237ZM252 152H254V153H256V154H253V155H251L252 154ZM146 153V152H145ZM144 153V154H145ZM186 153V152H185ZM184 153V154H185ZM147 154V153H146ZM243 154V153H242ZM162 154L160 153V156H161ZM186 155V154H185ZM40 157H41V159H43V161L45 162V161H47V162H50V160H52L51 158H50V156L48 155V154H42V155H39ZM113 156V155H112ZM228 156L230 157V159L228 158ZM127 157H129V155L127 156ZM188 157V156H187ZM228 159H226V158ZM166 158V159H167ZM178 158V159H177ZM194 158V157H193ZM198 158H197V160H198ZM138 159V158H137ZM118 160V159H117ZM126 160V159H125ZM184 160V159H183ZM209 160V159H208ZM233 160H235V162L233 161ZM53 161V160H52ZM155 161V160H154ZM168 161V160H167ZM184 161H186V160H184ZM199 161V160H198ZM205 161V160H204ZM203 160L201 161V162H204ZM173 162V163H174ZM187 162V161H186ZM192 162H193V160H192ZM191 162V163H192ZM208 162H210V160L209 161H207V162H205V163H207V164H210V163H208ZM134 163V162H133ZM141 163V162H140ZM143 163H144V160H143ZM190 163V162H189ZM194 163L195 164H197V161L195 160L194 161ZM193 163V164H194ZM199 164H200V162H198ZM3 164V163H2ZM179 164H180V162H179ZM198 164V165H199ZM118 165V164H117ZM120 165V164H119ZM138 165V164H137ZM160 165V164H159ZM171 165V164H170ZM177 165V164H176ZM175 165V166H176ZM181 165V164H180ZM183 165V164H182ZM191 165V164H190ZM198 165H197V168H198ZM202 165L203 166H205L204 167V170H206L205 168H207L206 166L207 165H204V163L203 164H201V166H200V169L202 170L203 169V167H202ZM210 165H212V164H210ZM216 165V166H215ZM235 165V166H234ZM3 166V165H2ZM134 166V165H133ZM136 166V165H135ZM140 166V165H139ZM172 166V165H171ZM178 166V165H177ZM187 166H189V165H187ZM130 167V166H129ZM173 167V166H172ZM179 167V166H178ZM181 167H183V169H184V166H181ZM195 167V166H194ZM202 167V168H201ZM138 168H140V167H138ZM164 169V171L166 170L165 169V167H163ZM253 168H251L252 170H253ZM132 169V168H131ZM159 169V168H158ZM161 169V168H160ZM159 169V170H160ZM176 169V168H175ZM181 168L179 167V169H177L176 171H178L179 170V172L181 171L180 170ZM208 169V168H207ZM215 169L217 170V171H215ZM219 169H221V171L222 172H220V170ZM52 170V169H51ZM70 170V169H69ZM90 170V169H89ZM88 170V171H89ZM163 170H161V171H163ZM174 170V169H173ZM193 169H191V171H192ZM66 171H67V169H66ZM161 171H159V172H161ZM172 171V170H171ZM254 171V170H253ZM86 172V171H85ZM84 172V173H85ZM91 172V171H90ZM134 172V171H133ZM166 172V171H165ZM164 172V174H166L167 173V175L165 176V177H167V176H169L171 173H173V172H169V169H168V172L170 173H168V172H166L165 173ZM182 172V171H181ZM208 172H206L207 174H208ZM65 173V172H64ZM97 173V172H96ZM162 173V172H161ZM160 173V174H161ZM174 173L176 174V172H175V170H174ZM183 173V172H182ZM185 173H187V172H185ZM215 173V174H214ZM236 173H238V171L236 172ZM235 172H234V175L236 174ZM86 174H88V175H90V176H92L90 173H86ZM163 174V173H162ZM161 174V175H162ZM206 174V175H207ZM157 175H158V172H157ZM178 175V174H177ZM183 175V174H182ZM234 175H232V176H234ZM53 176V177H52ZM52 176H51V179L52 178H54L55 176L52 174ZM90 176H89V178H90ZM96 176V175H95ZM138 176V175H137ZM154 176V175H153ZM164 176V175H163ZM187 176V175H186ZM186 176L184 177L185 179H186ZM87 177V176H86ZM97 177V176H96ZM170 177V176H169ZM174 177V176H173ZM181 176L179 175V178H180ZM188 177V176H187ZM202 177H204V176H202ZM228 177V176H227ZM38 178V177H37ZM58 178V177H57ZM56 178V181L58 180ZM95 177H93V179H94ZM122 178V177H121ZM155 178H156V176H155ZM168 178V177H167ZM171 178H172V176H171ZM178 178V177H177ZM189 178H190V176H189ZM188 178V179H189ZM230 178H231V176H230ZM230 178H228V180L227 179H225L227 182H225V184H223L224 186H223V188H222V193H220V196L218 197V201H219V203H223L224 204V208L223 209H225V210H227V212H228V209H227V205H230V202H232V201H234V200H236V199H238L239 197L241 198V200H239V201H241L243 204L245 203L244 201H243V199H244V197H246V196H248V195H246L245 196V193L243 192V191H241V190H239L238 189V191H235V190H233V189H235V187L234 188H231V186H229L228 184L232 181V180H230ZM236 178H237V176H236ZM253 178V177H252ZM255 178H257V177H255ZM96 179V178H95ZM170 179V178H169ZM173 180H174V178H172ZM171 179V180H172ZM206 179V178H205ZM55 180V179H54ZM168 180V179H167ZM166 180V181H167ZM170 180V181H171ZM176 180V179H175ZM174 180V181H175ZM180 180H182V179H180ZM192 180V179H191ZM190 180V181H191ZM44 181V180H43ZM60 181V180H59ZM162 181V180H161ZM165 181V182H166ZM170 181H168V182H170ZM208 181V180H207ZM230 181V182H229ZM245 181V180H244ZM257 181V180H256ZM259 181V180H258ZM97 182H99V181H96L95 183L97 184ZM101 182V181H100ZM162 182H164V181H162ZM194 182V181H193ZM213 182V181H212ZM261 182H262V180H261ZM260 182V183H261ZM54 184L51 186V188L52 189H55V191L57 190V189H61L62 190V192H65V190L66 191H70V189L69 188H64V187H62L61 185H59V183H57V182H53ZM92 183H94V182H92ZM122 183H124V181L122 182ZM156 183H158L159 184V186L161 185V183H159L157 180H156ZM167 183V182H166ZM178 183V182H177ZM182 183H183V181H182ZM62 184V183H61ZM95 184V185H96ZM102 184V186H103V182L101 183ZM169 184L170 183H167V185L169 186ZM172 184V183H171ZM18 185V184H17ZM123 185V184H122ZM157 185V184H156ZM166 185V184H165ZM164 184H163V186H165ZM166 185V186H167ZM187 185V184H186ZM65 186V185H64ZM124 187H125V185H123ZM162 186V188H165V187H163ZM174 186V185H173ZM56 187V188H55ZM153 187V186H152ZM151 187V188H152ZM176 187V186H175ZM231 188V190H230V188ZM26 188V187H25ZM229 188V189H228ZM239 188V187H238ZM121 189V188H120ZM150 189V188H149ZM212 189V188H211ZM237 189V188H236ZM148 190V189H147ZM153 190V189H152ZM151 190V191H152ZM169 190V189H168ZM171 190V189H170ZM209 190V189H208ZM207 190V191H208ZM228 190V191H227ZM255 190V189H254ZM258 190V189H257ZM53 190H51V192H52ZM101 191V190H100ZM177 191V190H176ZM179 191V190H178ZM177 191V192H178ZM225 191H227V195L225 196ZM251 191V190H250ZM32 192V191H31ZM134 192V191H133ZM243 192V193H242ZM254 192H256V190L254 191ZM258 192V191H257ZM22 193V192H21ZM29 193V192H28ZM33 193V192H32ZM66 193V192H65ZM94 193V192H93ZM166 193V192H165ZM224 193V194H223ZM259 193V192H258ZM64 194V193H63ZM91 194H92V192H91ZM129 194V193H128ZM134 194V193H133ZM167 194H169V196H170V193H167ZM174 194V193H173ZM209 194V193H208ZM247 194V193H246ZM172 195V194H171ZM210 195V194H209ZM256 195V194H255ZM52 196V195H51ZM57 196V195H56ZM59 196V195H58ZM107 196V195H106ZM106 196H103V197H106ZM130 196H132V195H130ZM180 196V195H179ZM48 197V196H47ZM135 197V196H134ZM174 197H175V195H174ZM249 197V196H248ZM247 197V198H248ZM23 198V197H22ZM22 198H21V200H22ZM102 198V197H101ZM138 198V197H137ZM176 198V197H175ZM45 199V198H44ZM166 199V198H165ZM170 199V198H169ZM179 199V198H178ZM213 199H215V198H213ZM249 199H252V198H249ZM12 200V199H11ZM104 200H105V198H104ZM143 200V199H142ZM216 200H217V198H216ZM222 200H223V202H222ZM232 200V201H231ZM100 201V200H99ZM103 201V200H102ZM172 201V200H171ZM170 201V202H171ZM176 201V200H175ZM181 201V200H180ZM35 202H37V200L35 201ZM115 202H116V199H115ZM115 202L113 203V204H115ZM169 202V201H168ZM29 203H31V202H29ZM178 203V202H177ZM207 203V202H206ZM210 203V202H209ZM22 204V203H21ZM20 204V205H21ZM171 204V203H170ZM214 204V203H213ZM246 204H248V203H246ZM5 205H7V204H5ZM17 205V207H18V204H16ZM67 205V204H66ZM106 205V204H105ZM119 205V204H118ZM9 206V205H8ZM24 206V204H22L21 205V207H23ZM37 206V205H36ZM107 206V205H106ZM211 206V205H210ZM241 206H243V205H241ZM246 206V205H245ZM250 206V205H249ZM24 207H26V206H24ZM33 207V206H32ZM35 207V206H34ZM55 207V206H54ZM61 207V206H60ZM102 207V206H101ZM113 207V206H112ZM116 207V206H115ZM155 207V206H154ZM214 207V206H213ZM254 207V206H253ZM19 208V207H18ZM48 208V207H47ZM196 208H198V207H196ZM21 209V208H20ZM26 209V208H25ZM111 209H113V208H111ZM239 209V208H238ZM242 209H243V207H242ZM245 209V208H244ZM243 209V210H244ZM22 210V209H21ZM23 210H24V208H23ZM43 210V209H42ZM191 210V209H190ZM241 210V209H240ZM242 210V211H243ZM248 210V212H246L245 210H244V212H246L247 214H245V216H248L249 217V215H251L250 213H252V216H253V212H254V209L251 207V208H249V209H247ZM20 211V210H19ZM40 211V210H39ZM176 211V210H175ZM195 211V210H194ZM8 212V211H7ZM12 212V211H11ZM37 212V211H36ZM110 212V211H109ZM116 212V211H115ZM214 212V211H213ZM226 212V211H225ZM119 213H121V212H119ZM200 213V212H199ZM216 213V212H215ZM239 213H240V211H239ZM239 213H237V214H239ZM49 214V213H48ZM99 214V213H98ZM129 214H131V213H129ZM243 214V213H242ZM55 215V214H54ZM110 215H112V213H110ZM115 216L117 215V214H114ZM132 215V214H131ZM134 215V214H133ZM133 215H132V217H133ZM136 215V214H135ZM134 215V216H135ZM22 216V215H21ZM56 216V215H55ZM66 216V215H65ZM114 216V217H115ZM118 216V215H117ZM145 216H147V215H145ZM148 216H150V215H148ZM156 216V215H155ZM187 216V215H186ZM189 216V215H188ZM213 216V215H212ZM251 216V217H252ZM255 216V215H254ZM60 217V216H59ZM62 217V216H61ZM60 217V218H61ZM67 217V216H66ZM119 217V216H118ZM122 217V216H121ZM130 217V216H129ZM129 217H124L125 219L126 218H129ZM137 217V216H136ZM136 217H133V218H136ZM192 217V216H191ZM191 217H189V218H191ZM44 218H46V217H44ZM117 217H115V219H116ZM120 218V217H119ZM123 218V219H124ZM187 219H188V217H186ZM250 218V217H249ZM249 218H248V220H249ZM51 219V218H50ZM63 219V218H62ZM66 219V218H65ZM121 219V218H120ZM130 219H131V217H130ZM137 219V221H139L138 220V218H136ZM251 219V218H250ZM22 220V219H21ZM48 220V219H47ZM127 220H129V219H127ZM125 221V220H123V222L122 223H125V224H127L126 222H128V221ZM134 221H135V219H133ZM246 220H247V218H246ZM254 220H255V218H254ZM253 220V221H254ZM257 220V219H256ZM118 221V220H117ZM125 221V222H124ZM132 221V220H131ZM189 221V220H188ZM251 221V220H250ZM249 221V222H250ZM38 222V221H37ZM105 222V221H104ZM107 222V221H106ZM105 222V223H106ZM166 222H169V221H166ZM247 222V221H246ZM43 223V222H42ZM60 223H62V222H60ZM67 223V222H66ZM108 223V222H107ZM115 223V222H114ZM192 223V222H191ZM254 223V222H253ZM46 224V223H45ZM58 224V223H57ZM82 224V223H81ZM131 224H132V222H131ZM134 224V223H133ZM154 224H156V223H154ZM153 224V225H154ZM167 224V223H166ZM193 224V223H192ZM248 224V223H247ZM76 225V224H75ZM85 225V224H84ZM128 225V224H127ZM127 225H125L126 227H128ZM165 225V224H164ZM189 225V224H188ZM194 225V224H193ZM249 225V224H248ZM251 225V224H250ZM112 226V225H111ZM123 226H124V224H123ZM133 226V225H132ZM137 226V225H136ZM139 226V225H138ZM138 226L136 227V229L138 228ZM156 226V225H155ZM162 225H160L159 227H161ZM179 226V225H178ZM178 226H177V228H178ZM183 226V225H182ZM200 226V225H199ZM227 225L225 224V227H226ZM52 227V226H51ZM76 227H77V225H76ZM94 227V226H93ZM103 227V226H102ZM109 227V226H108ZM122 227V226H121ZM130 227V226H129ZM159 227H157V228H159ZM173 227H175V226H173ZM196 227V226H195ZM223 227V226H222ZM42 228V227H41ZM83 228H84V226H83ZM105 228V227H104ZM112 228V227H111ZM130 228H132V227H130ZM133 228H135V227H133ZM162 228V227H161ZM181 227H179L178 228V230L180 229ZM182 228H184V227H182ZM219 229H220V227H218ZM228 228L229 227H227V231H229L228 230ZM257 228V227H256ZM59 229V228H58ZM57 229V230H58ZM65 229V228H64ZM76 229H78V228H76ZM81 229V228H80ZM96 229V228H95ZM128 229V228H127ZM222 229H224V228H222ZM226 229V228H225ZM239 230H240V228H238ZM255 229V228H254ZM94 230V229H93ZM98 230V229H97ZM178 230L176 231L177 232V238H179L180 240H181V243L182 244H184V248H183V251L184 252H181V254H178L175 250H172V253H171V255H170V260L168 261V262H166L165 264H219V261L218 260H220L219 258H218V260L217 259H214V258H212L213 256H217V254H219L218 252H219V249L218 250H213V249H210V247L208 248V251H206V252H208V253H211V257H210V260L208 259V257H205L204 255H201V252H202V250H203V248L205 247V246H207V238L205 237V236H202V235H200L197 231H196V229H194V227L192 228L191 226H188L187 227V225H186V227H185V229H183V231H180L179 230V232H178ZM232 230V229H231ZM235 230V229H234ZM234 230L233 231H231L232 233L234 232ZM236 230H237V228H236ZM56 231V230H55ZM82 231V230H81ZM91 231V230H90ZM163 231V230H162ZM162 231H157V233L156 234H158V232H159V234L160 235H162ZM223 231V230H222ZM255 231V230H254ZM94 232V231H93ZM108 232V231H107ZM127 233H129V230L128 231H126ZM133 232V231H132ZM165 232H166V230H165ZM169 232H171V230L169 231ZM175 232V233H176ZM200 232V231H199ZM237 232V231H236ZM235 232V233H236ZM241 232V231H240ZM47 233V232H46ZM80 233V232H79ZM88 233V232H87ZM92 233V232H91ZM120 233V232H119ZM125 233V232H124ZM147 233V232H146ZM224 233H227V232H224ZM59 234V233H58ZM134 234V233H133ZM148 235H152V234H154V232L152 233V234H149V233H147ZM155 234V235H156ZM164 234V233H163ZM237 234H239V232H237ZM102 235V234H101ZM122 235H126V233L125 234H123L122 233ZM130 235H131V232H130ZM146 236L145 234L144 235H140V236H138V241L140 242V245L141 244H145V243H147L149 240H153V238H151L150 236ZM160 235L158 236V237H160ZM233 235H235V234H233ZM79 236V235H78ZM127 236V235H126ZM128 236H129V234H128ZM134 236V235H133ZM153 236V235H152ZM163 236V235H162ZM257 236V235H256ZM108 237H109V235H108ZM107 237V238H108ZM120 237V236H119ZM237 237V236H236ZM235 237V238H236ZM245 237H246V235H245ZM128 239H129V237H127ZM163 239H164V237H162ZM161 238V239H162ZM213 238V240H211ZM211 239H210V241L211 242H213V246L214 245H218V241L220 240V241H222L224 244H226L225 242H224V240L221 238V237H218V235H217V241H216V239L214 238V237H212ZM248 238H250L249 236H248ZM258 238V237H257ZM105 239V238H104ZM120 239V238H119ZM124 239V238H123ZM134 239L136 240V238L134 237ZM157 239V238H156ZM52 240V239H51ZM158 240V239H157ZM167 240V239H166ZM169 240V239H168ZM171 240V239H170ZM169 240V241H170ZM246 240V239H245ZM113 241V240H112ZM126 241V240H125ZM131 241V240H130ZM154 241V240H153ZM159 241H160V239H159ZM163 242L165 241V240H162ZM176 241V240H175ZM249 241V240H248ZM87 242V241H86ZM114 242V241H113ZM152 242V241H151ZM150 242V243H151ZM156 242H158V241H156ZM156 242H154V243H156ZM162 242V243H163ZM177 242H179V241H176V243ZM136 243H137V241H136ZM153 243V242H152ZM161 243V244H162ZM175 243V242H174ZM175 243V244H176ZM180 243V244H181ZM249 243V242H248ZM114 244V243H113ZM117 244V243H116ZM115 244V245H116ZM128 244V243H127ZM134 244V243H133ZM174 244V245H175ZM240 243L238 242V240H234V241H232V245H230L229 247L232 249V250H236V248L238 247V245H239ZM245 244V243H244ZM101 245V244H100ZM128 245H131V244H128ZM135 246L136 245H138V244H134ZM156 245V244H155ZM155 245L153 244V246H154V248H155ZM158 245H159V242H158ZM173 245V244H172ZM253 245H254V243H253ZM260 245V244H259ZM75 246H76V244H75ZM78 246V245H77ZM117 246H118V244H117ZM123 247H124V245H122ZM133 246V245H132ZM176 246V245H175ZM180 246V245H179ZM72 247V246H71ZM79 247V246H78ZM82 247V246H81ZM144 247V246H143ZM160 247V249H161V246H159ZM158 247V248H159ZM181 247H182V245H181ZM77 248V247H76ZM145 248V247H144ZM212 248V247H211ZM240 248H241V246H240ZM239 248V249H240ZM256 249H257V247H255ZM128 249H131V248H128ZM145 249H149L148 247L147 248H145ZM216 249V248H215ZM226 249V248H225ZM228 249V248H227ZM241 249H243V247L241 248ZM245 249V251H246V248H244ZM38 250V249H37ZM41 250V249H40ZM76 250V249H75ZM150 250V249H149ZM157 250H159V249H157ZM156 250V248H155V252L157 251ZM248 250V249H247ZM253 250H255V249H253V246H252V251ZM259 250V251H258ZM258 250H255L256 251V253L254 252L253 254H251V255H253V257H258L259 259L260 258H262V256L264 255V249H260V248H258ZM160 251V250H159ZM163 251H164V249L162 250V253H163ZM178 251V250H177ZM237 251V250H236ZM241 251H243V250H241ZM124 252V251H123ZM127 252V249H126V251L124 252V254ZM150 252V251H149ZM153 252H154V249H153ZM167 252V250H165V253ZM169 252V251H168ZM171 252V251H170ZM238 252V251H237ZM236 252V253H237ZM131 253V252H130ZM158 253V252H157ZM160 254L159 255H161V251L159 252ZM180 253V252H179ZM227 253H228V250H227ZM235 253V252H234ZM235 253V254H236ZM249 253V252H248ZM168 254V253H167ZM232 255H234L233 253H231ZM122 255V254H121ZM125 255H127V254H125ZM130 255V254H129ZM144 255V254H143ZM148 255H150V254H148ZM157 255V254H156ZM159 255L157 256V258L159 257ZM228 255V254H227ZM226 255V256H227ZM232 255H230L229 257L231 258V256ZM35 256V255H34ZM169 256V255H168ZM238 256V255H237ZM124 257H126V256H124ZM146 257H147V255H146ZM152 257V256H151ZM162 259H163V257L162 256H160ZM166 257V256H165ZM205 258V259H203L202 260V258ZM218 257V256H217ZM219 257H220V254H219ZM228 257V258H229ZM156 258V259H157ZM161 258H160V260H159V258L157 259V260H159V262L160 261H162L161 260ZM221 258H222V256H221ZM234 258V257H233ZM243 258H245V257H243ZM249 258H250V255H249ZM251 258H252V256H251ZM142 258H140V260H141ZM152 259V262L155 260L156 262H157V260L156 259H153V258H151ZM167 259H169V258H167ZM235 259V258H234ZM242 259V258H241ZM54 260V259H53ZM149 259H147L145 262L147 263V261H148ZM165 260V259H164ZM230 259H228L227 260V262H225L224 261V259H223V261H224V263L223 264H236V262H238V260L236 259V261L235 260H230ZM250 260V259H249ZM254 260H255V258H254ZM222 261V262H223ZM241 261V260H240ZM245 261V260H244ZM250 261H252V259L250 260ZM141 262H142V260H141ZM145 262L143 263V264H145ZM150 263V262H148L147 264H153V263ZM242 262V261H241ZM241 262H239V263H241ZM161 263V262H160ZM61 264V263H60ZM220 264H222L221 262H220ZM238 264V263H237ZM241 264H248V263H241ZM251 264V263H250ZM252 264H253V261H252Z\"/></svg>",
	"mask_w": 264,
	"mask_h": 264
},
{
	"label": "crops",
	"instance_id": "obj_3",
	"mask_svg": "<svg viewBox=\"0 0 264 264\" xmlns=\"http://www.w3.org/2000/svg\"><path fill=\"white\" fill-rule=\"evenodd\" d=\"M54 129L60 130L61 131L60 133H62V131H63L60 124L57 122H56V125H54ZM28 148L30 149L32 155L38 159V163H39V164L37 163L34 165L32 172L33 173L36 172L38 170V166L41 165L42 169H40V171H41V173L42 172L46 173V175H37L36 177H40V179L45 180L46 178L49 177V175H48V169H44L43 162L41 160V157L39 156V155H42V148H40V149L36 148L34 142H31L30 145L28 146ZM17 167L18 166L16 165V167L14 168L15 171H17ZM0 168H1L0 169V179L3 181L8 180V178L6 176H4L2 173V171L6 170V163L3 166H0ZM74 170L75 169H72L71 173L75 177V174H74L75 171ZM77 171L80 174L78 177H75V179L70 180L68 182L65 181L68 184V186L66 188H69L70 190H72L71 197L69 198L68 201H66L67 204L72 205V207H74L75 209H72V208L71 209L76 210L75 212L78 211V212L82 213L80 216H78L77 224H76L77 227L74 224V216H76V215H74V213L70 212L68 209L65 212H61V215H60V216H62L60 219V221L62 222L61 225L50 227V229L36 231V232L31 233V234L28 232V236L26 237L27 248H26V251H24L26 258H28V261H26V262H30L31 264H33V263L45 264L41 260V257L52 253V254H55L54 260H53V262L55 264H60V263L64 264V261L66 264H70V263L73 264V263H78V261L81 262V260H82V263H84V264H106L102 261L99 262L98 260L91 262V259L89 257L91 254H94L98 250H102V248H104L103 252L110 253L111 251H113L112 250L113 247H117V244L124 252L127 249V252L125 253L127 255H125L123 252L122 255L120 254V255L116 256L115 261H117V264L119 262H121V264H131V263L143 264L147 259H149L147 261V263L148 262L151 263L152 262L151 258L156 259L157 256L160 254L159 253L160 251H161V255H159L158 258L160 260V258H161L160 256L163 257V259L161 258V260H162V261H160L161 263L159 262V260H157L158 259L157 258L156 259L157 262L154 260L152 262L153 264H165L166 262H168L170 260V255L172 253V249H169L168 246L164 247L165 245L162 243L163 242L162 240H164V239L162 237H164L165 235L162 236V235H160L161 233L159 234V232L162 231L167 224H169L168 222H166V221H169L168 215H166L167 219L165 220V226L160 224V225H162L161 226L162 228H161L159 226L153 225L155 231H157V230L159 231L158 234H156L157 233L156 232L154 234L151 233L153 236L148 235L147 233H141V234L139 233V234L134 235V236L132 233L130 235V233H127L126 231L129 229H132L134 231L138 225L135 226L133 223L131 224V222H132L131 221V222H129V224H131L130 227H132V228H130L127 224L122 223V222H123V220L126 221L127 219L133 220L134 219L133 217L135 214L138 215L142 212V209H141L142 205H140L137 202V200L133 197V195L130 193L131 188L128 186V178L124 174L119 173L118 171H117L118 172V174H117L116 169H107L103 166L101 168H98L95 166L85 167V169H77ZM112 172L116 173L115 175L117 177V180L114 179L113 181H110L108 178H106L107 177L106 175H110ZM86 173H90L92 176H90ZM89 176H90V178H89ZM36 177H34V178L32 177L30 182L31 183L35 182ZM64 177L65 176L61 175L62 179H64ZM93 177H95L96 179L95 178L93 179ZM96 181H99V182H97V184H96L95 183ZM123 181H124V183H122ZM92 182H94V183H92ZM102 182L104 183L103 186L101 184ZM25 183L31 184V183L26 182V181H25ZM122 184L125 185V187ZM91 190H94L96 192H94V194H89V191H91ZM130 195H132V196H130ZM96 196H99L100 200L101 201L103 200V201L101 203H98V201L96 200ZM103 196H106V197H103ZM104 198H105V200H104ZM115 199H116V202H115ZM114 202H115V204H113ZM111 208H113V209H111ZM119 212H121V213H119ZM110 213H112V215H110ZM129 213H131L132 215L134 214L133 217ZM114 214H117L121 219L117 215L115 216ZM114 216L117 218L115 219ZM129 216L131 217V219ZM124 217H129V218L125 219ZM129 220H127V221H129ZM152 220L153 219L150 218L149 222L152 224L156 223V222H153ZM104 221L105 222L107 221L108 223L107 222L105 223ZM136 221H137V219H136ZM92 223H93L94 227L92 226ZM126 223H128V222H126ZM123 224H124V226H123ZM125 225H127L128 227H126ZM147 225L148 226H145L144 228H148L149 224H147ZM83 226H84V228H83ZM133 227H135V228H133ZM157 227H159V228H157ZM76 228H78V229H76ZM138 228H139V226H138ZM50 230H54L52 232V234L51 235L46 234L47 231L51 232ZM179 230L183 231L182 228H180ZM124 232L127 235V236L125 235L126 237L124 235H122V233L125 234ZM38 234H40L39 237H37ZM43 234H44V236H43ZM64 234H66L67 238L71 239L70 241H68V244H67V246L70 247V248L67 247V249H68V253H67L68 263L63 258V253H62L63 244H60V242L55 243V241L58 239L57 236H59V235L62 236ZM128 234H129V236H128ZM144 234L146 236L147 235L150 236L151 238L154 237L153 238L154 241L151 239L147 243L140 245V242L138 241V236L144 235ZM108 235H109V237H108ZM159 235H160V237H158ZM6 236H7V238H10V237H8V236H10L8 234ZM123 237H124V240H123ZM127 237H129V239ZM133 237H135L136 240ZM159 239H160V241H159ZM7 241H9V243H12L11 240H7ZM103 241L105 243H108V246H102L101 247L100 244H103ZM136 241H137V243H136ZM156 241L159 242V245H158V242H156ZM154 242H156V243H154ZM127 243L131 244V245L128 247ZM133 243L138 244V245L135 246ZM75 244H76V246H75ZM153 244L154 245L156 244L155 245L156 250L159 249L160 251L157 250L155 252V248H154ZM28 245H30L34 250L36 248V251L30 252L28 250ZM122 245H124V247ZM143 246L145 248L148 247L150 250L145 249ZM159 246H161V249ZM130 247L133 248L131 251L128 249ZM46 248H51V250L48 252L45 250ZM153 249H154V252H153ZM163 249H164V251L162 253ZM165 250H167L166 253H165ZM44 251H46V253ZM21 252L23 253V251H21ZM135 253H137V254L135 255ZM143 254H144V259L143 258L141 259L143 262L142 263L140 258L142 257ZM148 254H150V255H148ZM146 255H147V257H146ZM124 256H126V257H124ZM19 257L20 256L17 255L16 257L13 258L14 260H12V262H11V260H9V261L11 263H15V264L22 263V261H20ZM26 258L24 257V260H27ZM56 258L58 261H56ZM167 258H169V259H167ZM0 261L2 262L1 259H0ZM147 263L145 262V264H147Z\"/></svg>",
	"mask_w": 264,
	"mask_h": 264
},
{
	"label": "built area",
	"instance_id": "obj_4",
	"mask_svg": "<svg viewBox=\"0 0 264 264\" xmlns=\"http://www.w3.org/2000/svg\"><path fill=\"white\" fill-rule=\"evenodd\" d=\"M6 166H7V163H6ZM92 226H94L93 223H92ZM7 243H9V241H7ZM102 246H108V243H105L103 241V244H101V247ZM103 249L104 248H102V250H98L94 254L90 255L89 258L91 259V262L98 260L99 262L102 261L106 264H117V261H115L116 256L122 254L123 250L119 246L113 247L112 248L113 251H111L110 253L103 252ZM19 258H20V261H22V264H31L30 262H26V261H28V258H26L27 260H24V257H22V256H20ZM118 264H121V262H119Z\"/></svg>",
	"mask_w": 264,
	"mask_h": 264
}]
</instances>
